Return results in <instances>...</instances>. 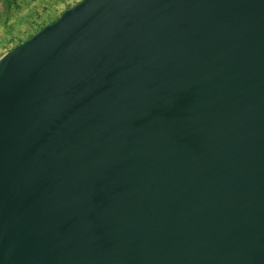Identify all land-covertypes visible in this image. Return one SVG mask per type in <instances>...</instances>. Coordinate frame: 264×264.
<instances>
[{"label":"water","instance_id":"water-1","mask_svg":"<svg viewBox=\"0 0 264 264\" xmlns=\"http://www.w3.org/2000/svg\"><path fill=\"white\" fill-rule=\"evenodd\" d=\"M0 264H264V0H82L1 56Z\"/></svg>","mask_w":264,"mask_h":264},{"label":"rangeland","instance_id":"rangeland-1","mask_svg":"<svg viewBox=\"0 0 264 264\" xmlns=\"http://www.w3.org/2000/svg\"><path fill=\"white\" fill-rule=\"evenodd\" d=\"M19 0L15 4L0 2V57L17 42V37H24L37 23L61 16L66 5H75L79 0ZM10 42V43H9ZM12 42V43H11Z\"/></svg>","mask_w":264,"mask_h":264},{"label":"trees","instance_id":"trees-1","mask_svg":"<svg viewBox=\"0 0 264 264\" xmlns=\"http://www.w3.org/2000/svg\"><path fill=\"white\" fill-rule=\"evenodd\" d=\"M5 2L6 4H9V5H11V4H15L16 5V7L17 8H19V0H0V2ZM67 1L68 0H63L62 2H61V4H64V3H67ZM82 0H79V1H76V4L77 3H79V2H81ZM70 7H72L71 5H66V7H65V9L67 8H70ZM66 9V10H67ZM59 18V16H55V17H50V19L49 20H45V21H43V22H41V23H37L36 25H34L33 26V28L31 29V30H29L28 32H27V34L24 36V37H17V42L15 43V45L14 46H12L10 49H9V51L10 50H12L14 47H16L17 45H19L20 43H22V42H24V41H26V40H28V39H30L32 36H34L37 32H39L42 28H44L45 26H47V25H49V24H52V23H54L57 19ZM10 43V42H9ZM12 43V42H11Z\"/></svg>","mask_w":264,"mask_h":264}]
</instances>
